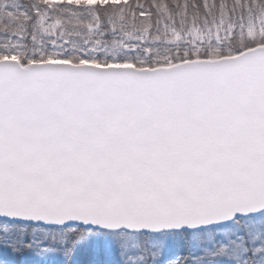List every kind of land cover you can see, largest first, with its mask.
Wrapping results in <instances>:
<instances>
[{"label":"snow or ice","instance_id":"1","mask_svg":"<svg viewBox=\"0 0 264 264\" xmlns=\"http://www.w3.org/2000/svg\"><path fill=\"white\" fill-rule=\"evenodd\" d=\"M0 37V264H264V0H0Z\"/></svg>","mask_w":264,"mask_h":264},{"label":"rangeland","instance_id":"2","mask_svg":"<svg viewBox=\"0 0 264 264\" xmlns=\"http://www.w3.org/2000/svg\"><path fill=\"white\" fill-rule=\"evenodd\" d=\"M21 2H22V3H27L28 0H21ZM130 2H131V0H130ZM140 2H141V3H145V4H147V3L150 2V0H140ZM164 2H165V3H171V0H164ZM180 2L183 3L184 0H180ZM144 18H145V17H140V19H144ZM154 18H155V17H153V19H154ZM161 27H163V21L161 22ZM0 38H2V37H0Z\"/></svg>","mask_w":264,"mask_h":264},{"label":"trees","instance_id":"3","mask_svg":"<svg viewBox=\"0 0 264 264\" xmlns=\"http://www.w3.org/2000/svg\"><path fill=\"white\" fill-rule=\"evenodd\" d=\"M229 2H230V0H229ZM29 43H30V39H29Z\"/></svg>","mask_w":264,"mask_h":264}]
</instances>
